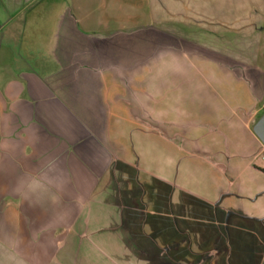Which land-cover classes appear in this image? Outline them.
Segmentation results:
<instances>
[{"label":"crops","instance_id":"1","mask_svg":"<svg viewBox=\"0 0 264 264\" xmlns=\"http://www.w3.org/2000/svg\"><path fill=\"white\" fill-rule=\"evenodd\" d=\"M159 1L0 0V264H264V14Z\"/></svg>","mask_w":264,"mask_h":264},{"label":"rangeland","instance_id":"2","mask_svg":"<svg viewBox=\"0 0 264 264\" xmlns=\"http://www.w3.org/2000/svg\"><path fill=\"white\" fill-rule=\"evenodd\" d=\"M160 5V1L156 0ZM163 2V13L160 16L159 13L156 12V8H153L152 15L157 13L156 16L158 19H162L164 22V29L171 30L169 26L172 22L176 21H185L184 23H188L191 20L198 19L201 17V13H197L202 9V7L206 4H212L215 10L221 12L220 15L225 16L229 19V17L236 18L240 17V14L245 16H249L250 18L254 17V19L258 20L260 15L264 14V0H236L234 3H230L226 0H217L216 2H203V0H162ZM226 1V2H225ZM228 3V5H226ZM155 4V3H154ZM233 15V16H231ZM239 15V16H238ZM171 16V17H170ZM204 19V18H203ZM197 21V20H196ZM166 22L168 25H166ZM168 26V27H167ZM170 36V33L168 32Z\"/></svg>","mask_w":264,"mask_h":264},{"label":"water","instance_id":"3","mask_svg":"<svg viewBox=\"0 0 264 264\" xmlns=\"http://www.w3.org/2000/svg\"><path fill=\"white\" fill-rule=\"evenodd\" d=\"M254 131L257 135V137L261 140V142L264 144V114L259 119V121L256 123L254 127Z\"/></svg>","mask_w":264,"mask_h":264},{"label":"built area","instance_id":"4","mask_svg":"<svg viewBox=\"0 0 264 264\" xmlns=\"http://www.w3.org/2000/svg\"><path fill=\"white\" fill-rule=\"evenodd\" d=\"M259 158L263 164V170H264V147H263V150L260 152Z\"/></svg>","mask_w":264,"mask_h":264}]
</instances>
